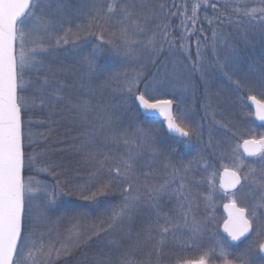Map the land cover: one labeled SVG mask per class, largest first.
<instances>
[{
    "label": "trees",
    "instance_id": "trees-1",
    "mask_svg": "<svg viewBox=\"0 0 264 264\" xmlns=\"http://www.w3.org/2000/svg\"><path fill=\"white\" fill-rule=\"evenodd\" d=\"M62 2L65 16L71 21L64 27H72L75 31L77 24L87 23V16L80 13L85 0ZM147 2L149 7L163 3L175 13L167 17L168 39L176 42L175 47L170 50L164 43V51L154 63L143 50L125 55L122 45L119 50L105 46L104 54L95 61L97 71L90 73L82 57L91 51L97 40L94 35H88L82 36L77 46L70 43L50 49L39 57L42 65L25 74L26 91L22 95L35 101L32 109L23 116L26 158L33 160L32 167L25 170V176L37 182L34 187H51L59 181L64 189L56 211L49 214V224L41 226L40 230L52 228L57 247L77 227L87 235L99 232L86 244L74 248L70 255L61 256L55 264H99L101 261L103 264H122L123 261L129 264H188L199 260L202 249L211 248V241L216 237H224L221 233L222 202L218 203L219 199H216L220 206L212 218V210H205V199L211 191L205 182L211 172L219 174L225 167L229 148L235 152L243 139L255 134L251 128L257 123L253 114L249 115L251 108L247 98L253 95L264 101V95L258 88L237 90L234 81L244 83L246 77L254 80L264 68V35L257 28L249 30L245 36L235 26L216 21L212 9L201 7L200 22L195 28L187 23L191 31L186 36L188 52L185 53L181 48L183 6H187V15L191 16L195 0ZM208 19L213 23L209 24ZM118 27L113 22L111 31H117ZM148 27L149 31L137 39L146 41L152 37L155 22ZM213 30L219 34L215 50L212 47ZM57 34L63 35V32L57 30ZM221 36L230 47L221 42ZM113 39L120 44L118 33ZM155 39L157 45L163 42L159 35ZM197 41L201 49L199 57ZM137 73L142 74L139 91H144L145 82H155L156 98L172 99L178 122L186 130L187 126L197 128L198 134H192L187 140L175 138L166 132L159 118L144 115L137 102L122 91L123 82ZM225 73L231 76V81ZM45 80L47 84H44ZM189 80L193 81L190 85ZM146 97L154 101L152 96ZM40 98L46 101L44 106L39 105ZM83 101L88 102L86 113L79 107ZM181 114L185 119H180ZM141 127L147 132L146 140L136 131ZM113 137L117 140L127 138L140 145L134 165V188L141 193H145L147 187H158L171 179L165 165L181 169L171 187L177 188L182 176L187 185L183 190L185 195L194 200L196 207L193 210L200 211H194L196 215H211L207 231L197 241V246H192L186 230L179 229L174 236L167 237L158 254L155 235L151 240L145 236V230L155 222V214L153 207L143 200L130 218H125L111 230L101 231L107 229L111 209L122 202V189L127 186L107 171L108 167L118 164L126 152L122 140L116 143ZM105 155L112 160L104 169H99L98 161ZM185 165L190 166L187 173L183 171ZM109 182L112 189L107 194L85 199L99 185ZM81 186L83 191L79 190ZM180 199L182 197L177 198L175 192H170L159 204L160 210L176 223L181 222ZM42 211L43 200L37 194L33 215ZM210 262L208 260V264ZM251 264H260V258L255 257Z\"/></svg>",
    "mask_w": 264,
    "mask_h": 264
},
{
    "label": "snow or ice",
    "instance_id": "snow-or-ice-1",
    "mask_svg": "<svg viewBox=\"0 0 264 264\" xmlns=\"http://www.w3.org/2000/svg\"><path fill=\"white\" fill-rule=\"evenodd\" d=\"M185 14L181 21L184 28V35L181 37L182 50L187 53V34L191 31L187 27L190 22L192 27L200 22L199 9L210 8L215 13V20L220 23H228L246 36L249 30H260L264 35V0H195L191 9V16L187 15V6H183ZM65 5L62 0H0V264H55L61 256L70 255L74 248H79L99 235L95 232L87 235L80 228L65 238V242L57 247V241L52 237V228L41 231V226L49 224V214L56 211L58 198L64 194L58 181L55 186L43 185L34 187L37 182L32 177L25 176V170L32 167L31 157L26 158L25 153V121L24 113L30 111L35 101L22 95L26 91L25 74L37 70L42 61L41 55L47 54L50 49L67 46L70 43L78 45L81 37L94 35L97 43L90 52L82 57L83 63L89 72L97 71L95 61L105 52V46L112 50H119L123 46L125 55H130L143 50L151 62H155L164 51V43L168 44L171 50L175 47V41L169 40V25L167 17L175 15L163 3L149 7L147 0H85L80 13L87 16L86 24H77L76 30L72 27H64L71 21L65 16ZM118 18H117V14ZM207 19V17H205ZM113 22L118 25L117 31H111ZM155 22L152 30V37L145 40L137 39L149 31V24ZM209 24L213 20L208 19ZM94 29L96 31H94ZM57 30L63 32L58 35ZM120 44H117L113 37L117 36ZM159 35L162 43L157 45L156 37ZM218 33L213 30L212 47L215 50ZM107 36V38H106ZM226 46L227 40L219 37ZM200 42L197 41L196 54L200 56ZM231 81V76L225 73ZM142 74L137 73L131 79L123 82L122 91L129 94L134 102L145 113H156L162 125L180 139L187 140L192 134H198L197 128L191 126L182 127L177 123V116L173 113L174 101L172 99H157V88L148 82L144 83V91H139ZM47 84V80L44 81ZM237 90L258 88L261 95H264V68L261 69L254 80L245 78L244 83L240 80L234 81ZM139 93V94H137ZM146 95L152 96L154 102H149ZM248 100L255 105L254 115L264 121V103L257 100L256 96L248 97ZM46 101L39 99V105L44 106ZM87 101L81 103L80 110L87 112ZM253 113H249L252 115ZM180 119L185 117L181 114ZM28 123H31L29 120ZM137 133L148 139L144 128H137ZM31 142V133H28ZM121 140L126 152L121 155L120 162L108 167L107 171L116 181L125 183L127 186L122 189V202L111 209L110 222L107 229L111 230L121 223L125 218H130L137 205L143 200L153 207L155 222L145 230L146 239L151 240L155 235L157 253L166 243L168 236H174L179 229H184L189 234L192 246H197L203 234L207 231L210 222L208 218L199 219L193 208L196 207L193 199L185 195L184 189L187 185L183 177L177 188L171 185L176 183L180 176L181 169L174 165H165L171 168L169 173L171 179L160 184L158 187H147L145 193L134 188L135 175L134 165L137 158L139 144L127 138ZM239 145L237 149L239 150ZM135 149V150H134ZM244 152L249 157H255L259 168L252 167L245 162L243 155L234 156L233 163L236 169L231 171V180L224 185L231 191V212L229 222L225 225L227 237L217 241L214 247L202 249V256L194 264H208L207 257H216L219 264H251L250 253H256L261 257L260 264H264V134L259 139L245 140L243 143ZM112 157L105 155L98 161L99 169H104L110 163ZM208 165L205 164L207 169ZM190 166H184V173L189 171ZM55 175V174H53ZM95 175V174H93ZM150 175V174H145ZM214 175V174H213ZM212 185V176L207 179ZM239 186V187H237ZM248 188L255 196L259 193L258 205L248 207L237 206V192ZM112 189V183H104L97 187L85 199H95L98 195L107 194ZM83 191V186L79 189ZM170 192H175L179 200L180 223L167 213L160 210V200ZM37 194L43 200L44 211L33 215V202ZM206 199H211L206 197ZM57 221H53L55 224ZM259 222V223H258ZM231 225V226H230ZM251 239L245 246L244 252L234 253L230 250L229 239L234 242L242 238ZM103 264V262H99ZM122 264H129L123 261ZM193 264V262H188ZM215 264V261L213 262Z\"/></svg>",
    "mask_w": 264,
    "mask_h": 264
},
{
    "label": "flooded vegetation",
    "instance_id": "flooded-vegetation-1",
    "mask_svg": "<svg viewBox=\"0 0 264 264\" xmlns=\"http://www.w3.org/2000/svg\"><path fill=\"white\" fill-rule=\"evenodd\" d=\"M247 103H248V99H247ZM249 104V103H248ZM251 108V113H253V117H254V120L256 121V123L257 124H255L254 125V128L256 127V131L254 132L256 135H253V136H251V137H247V138H245V139H243L240 143V151H239V154L241 155H243V157H244V159H245V162L246 163H248L250 166H252V167H254L252 164L253 163H250V162H252L253 160H255V157H249V156H247L245 153H244V151H243V149H242V145H243V142L245 141V140H247V139H252V138H255V139H259L260 138V136L262 135V134H264V123L263 122H260V121H258L256 118H255V115H254V110H253V108L252 107H250ZM232 153H234L233 152V149H231V148H229V151H228V156H227V161H226V164H225V167L223 168V169H231V170H236L234 167L232 168L230 165H232L231 163H232V161H233V154ZM235 153H237V151H235ZM238 155V154H237ZM236 155V156H237ZM229 166V167H228ZM259 166L260 165H258L256 168H259ZM221 173H222V171L219 173V174H214L216 177H217V179H218V182H219V184H218V187L220 188V177H221ZM221 189V188H220ZM222 190V189H221ZM231 191H233V190H230V191H223L222 190V192H224V193H226V194H228L229 196H227L226 198L224 197V196H220V199H219V201H218V203H220V202H222V204H221V207L225 204V203H227V202H231ZM259 193H255V196H253V194L252 193H250L249 192V190H248V188L246 187L244 190H242V191H238L237 192V205L239 206V207H248L249 209H251V207L252 206H254V205H258L259 203H260V201H259ZM222 212H223V209H222ZM227 219V215L223 212V221H222V223H221V229H222V225H223V223L225 222V220ZM222 233V232H221ZM222 235H223V233H222ZM224 236V235H223ZM225 237V236H224ZM249 239H251V237L249 238ZM249 239H243L242 241H248ZM242 241H240V242H238V243H232V242H230L231 244H239V243H241ZM243 243V242H242ZM254 255H256V257L258 256L260 259H261V257L259 256V255H257L256 253L254 254ZM254 260V257H252V259H251V262Z\"/></svg>",
    "mask_w": 264,
    "mask_h": 264
},
{
    "label": "rangeland",
    "instance_id": "rangeland-1",
    "mask_svg": "<svg viewBox=\"0 0 264 264\" xmlns=\"http://www.w3.org/2000/svg\"><path fill=\"white\" fill-rule=\"evenodd\" d=\"M191 82H193V81H191V80H189V85L190 84H192ZM153 84V83H152ZM154 84H155V82H154ZM153 84V85H154ZM187 113V112H186ZM215 124V123H214ZM252 131L253 132H255L257 129H256V127L254 128V125L252 126ZM253 135H256V134H253ZM240 144L241 143H239L238 145L240 146ZM239 151H240V147H239V150L237 151V153H232L233 154V157L234 156H236L237 154L238 155H240L239 154ZM234 159V158H233ZM250 163H253L252 165L254 166V167H257L259 164L256 162V158H255V160H253L252 162H250ZM232 165H230L232 168L234 167L235 168V166H234V163H233V161H232V163H231ZM202 166H204V165H202ZM229 167V166H228ZM236 169V168H235ZM236 170H238V169H236ZM166 172H171L170 170H169V168H166ZM213 174H215V173H210V176H212V178H213V180H214V184H212V185H210L207 181L205 182V185L207 186V187H209V190H211L210 192H209V195L207 196V197H210L211 199H205V203H207L206 204V208H205V210H207L208 212H211V210H212V218H213V216H214V211L216 210H218L219 209V204H217L216 203V199H220V196H224L225 198L227 197V196H229L228 194H226V193H224V192H222V190L218 187V184H219V182H218V179H217V177L215 176V175H213ZM152 175H153V173H152ZM208 175H209V173H208ZM209 176V177H210ZM176 196H177V198H178V194L176 193ZM190 199V198H189ZM177 205H178V202H175ZM193 211H196V212H200L199 210H193ZM200 214V213H199ZM209 216H211V215H209ZM208 216V214L206 213V214H200V217H198L199 219H205V218H209V219H211L210 217ZM214 223H215V221H214ZM259 223V222H258ZM210 224V222L208 223V225ZM208 225H207V228H208ZM212 235V238L214 237V233H212L211 234ZM224 238H226V237H216L215 238V241H211V243H212V247H214L215 245H216V243H217V241H220V240H223ZM250 240V239H249ZM249 240L248 241H242L241 243H239V244H231L230 242H229V244H230V250L232 251V252H234V253H242V252H244V249H245V246L249 243ZM255 254V252L254 253H250L249 254V259H250V261H251V259H252V257H256V255H254ZM214 258H216V257H207V259L209 260V262L210 261H212V262H210V264H213V262L215 261V260H213ZM215 264H219V261L216 263V261H215Z\"/></svg>",
    "mask_w": 264,
    "mask_h": 264
},
{
    "label": "water",
    "instance_id": "water-1",
    "mask_svg": "<svg viewBox=\"0 0 264 264\" xmlns=\"http://www.w3.org/2000/svg\"><path fill=\"white\" fill-rule=\"evenodd\" d=\"M249 97H250V96H249ZM146 99H148V98L146 97ZM148 100H149V99H148ZM162 100H163V99H162ZM257 100L260 101L261 103H264V102H262L261 100H259L258 98H257ZM149 102H154V101L149 100ZM248 103H249L250 106L253 108L254 113H255V111H256L255 105L252 104L249 100H248ZM137 104H138V102H137ZM138 107H139V105H138ZM139 108H140V107H139ZM140 110H141V112H142L144 115H146V116H152V117L160 118L156 113H145L141 108H140ZM173 113H174V107H173ZM255 118H256L258 121L264 123V121L259 120L258 117L255 116ZM160 119H161V118H160ZM177 123H178V122H177ZM165 129H166V126H165ZM166 131H167L171 136L178 137V135L170 133L167 129H166ZM178 138H179V137H178ZM252 139H253V138H252ZM247 140H251V139H247ZM243 143H244V142H243ZM242 149H243V145H242ZM243 151H244V149H243ZM244 153L247 155L246 152H244ZM247 156H248V155H247ZM231 171H234V170H231V169H224V170L222 171V173H221V177H220V188H221L222 190H224V191H230V190H232V189H228V188L224 187V185H226V184L231 180V175H230ZM237 187H239V186H237ZM230 204H231V202H227V203H225V204L223 205V211H224L225 214L227 215V219L225 220V222H224L223 225H222V232H223V234H224L226 237H227V232H226V230H225V225L228 224V222H229V215H230V212L232 211L231 208L229 207ZM237 206H238V205H237ZM238 207H239V206H238ZM230 226H231V225H230ZM228 239L230 240V238H228ZM243 239H244V238H242L240 241H242ZM230 241H231V240H230ZM240 241H238V242H240ZM231 242H233V243H238V242H234V241H231Z\"/></svg>",
    "mask_w": 264,
    "mask_h": 264
}]
</instances>
